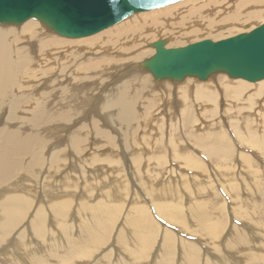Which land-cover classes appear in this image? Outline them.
<instances>
[{"label":"bare ground","instance_id":"bare-ground-1","mask_svg":"<svg viewBox=\"0 0 264 264\" xmlns=\"http://www.w3.org/2000/svg\"><path fill=\"white\" fill-rule=\"evenodd\" d=\"M225 3L226 0H181L136 13L81 38L56 35L34 19L20 26H0V264H264V191L243 183L242 188H238L243 190L242 196L232 188L235 166L224 163L226 166L219 167L218 157L229 150L223 132L215 130L205 135L204 129L209 128V124L201 122L199 132L198 114L205 115L209 107L200 105L196 109V104H192L191 108L192 102H215L211 93L224 88H235L238 93L249 89L248 97L256 100L264 94V79L250 83L212 75L207 81L192 84V78H186L178 83L180 87H175L188 100L185 102L187 113L178 119L187 132L181 140L169 137L172 148L175 147L172 160L178 161L179 167L199 169L200 162L194 153L184 152L191 147L216 161L218 169L226 172L223 174L216 168L211 172L218 171L216 179L241 227L230 224L226 214L230 212H224L229 209L223 201L218 209H208L203 197L207 191L202 190V185L191 189L183 174L176 183L155 187L152 176L140 171L142 162L136 157L131 161V173H134V181L142 186L138 192L145 196V201L153 200L155 204L159 199L156 205L163 209L166 215H162L163 219L170 224V229L157 227L158 224L150 221L146 204L136 188L129 193L132 201L129 209L122 211L124 203L119 200L128 197L127 177L118 160L105 158L104 152L95 155L92 151L89 165L91 169H95V165H108L113 169L111 175L106 176L102 168L103 177H99L97 171L93 177L92 173L87 174L92 181L81 187L75 174L68 173L64 180L61 176L62 167H67L70 159L80 156L86 147L96 145L89 146L91 134L103 141L97 145H107L112 151L120 149L117 131L124 135L121 147L127 146L128 152L140 155L143 151L150 152L153 146L155 152L164 148L160 138L159 142L155 139V145L143 150L141 141L134 140L131 124L139 117L137 107L143 94L153 97L159 85V93L167 96L171 87L167 82L154 84L149 73L139 71L137 63L154 52L153 47L139 50V40L146 43L147 39L154 41L158 36L169 34L176 39L180 34L208 31L220 24L235 27L248 23V28L244 29L248 31L264 19V0H234L230 6L217 9L210 16L206 13ZM181 6L182 13L170 24L171 29L157 35L165 20ZM194 23L196 26L190 28ZM186 27L190 29L184 31ZM148 28L154 33H147ZM173 43L167 41L165 46L171 47ZM104 78L108 80L103 81ZM107 85L113 86L111 93H107ZM98 89L99 93L95 94ZM100 99H104L102 103ZM182 103L177 102L173 108L177 109ZM260 105V111L245 108L233 120L241 128L239 133L233 125L245 150H258V145L264 143L260 139L264 131V99ZM94 109L96 117L89 125L79 126L65 135L53 133L55 128L75 124L80 112L82 117H88ZM168 111L167 116L172 118L174 111ZM206 121L210 122L208 118ZM115 123L125 126V130L116 128ZM100 124L106 128H101ZM180 129L176 122L169 131L174 134L173 130ZM208 137L212 141L205 140ZM64 138L67 144L60 147ZM247 157H241V169L250 166L244 162ZM152 160L159 163L163 155H150L148 165ZM76 163L82 169L87 166L84 158L79 157ZM168 172L170 178L176 174L173 167ZM244 178L252 176L246 173ZM101 183L107 189L100 190L96 199V187ZM80 192L81 199L76 202L74 195ZM257 196L260 205L251 202L254 208L246 212L242 203ZM184 198L192 200L187 208L182 205ZM74 214L79 220L76 221ZM170 217L173 220H169Z\"/></svg>","mask_w":264,"mask_h":264},{"label":"rangeland","instance_id":"rangeland-1","mask_svg":"<svg viewBox=\"0 0 264 264\" xmlns=\"http://www.w3.org/2000/svg\"><path fill=\"white\" fill-rule=\"evenodd\" d=\"M233 1L234 0H226L227 4L225 3L223 6L217 7V8L212 9V10H208V11H206V13H208V15L210 16L215 11H217V9L219 11L220 9H223L226 6H230ZM181 9H182V6L178 7L176 9V11L174 12V14L165 20L164 24L156 32L157 35L163 33L164 31H166L168 29H171L169 26H170V24H172L178 20L180 14L182 13ZM224 12L225 11H223L221 14H224ZM132 16H136V15L134 14ZM132 16H130L126 19H129ZM126 19H124V20H126ZM260 22L263 23L264 19L257 21L255 23V26H257V24ZM252 23H250V24H252ZM248 25H249L248 23L247 24L245 23L244 25L242 24V26L240 24V25H237L234 27L231 25L220 24L219 27L214 26V28H212L211 30H208V31H204V30L199 29L201 31H197L195 33L186 32L184 34H180L179 37L176 39L174 38L175 36L172 34L166 35L165 37L160 36V38L166 39L168 42L174 41L175 43L170 44L171 47L183 46V45H186L188 43L199 41V39L201 40V39L208 38V39H212V40H218V39L226 38V37L235 35L239 32H243L244 29L246 30L248 28ZM193 26H196V24L194 23L189 27L191 28ZM189 27H186L184 31L189 30L190 29ZM150 29L147 30V33H154V30L152 28H150ZM158 38H159V36H158ZM139 41H140L139 46L137 48L141 51H147V49L149 47L146 46V44L152 42L150 39H147L146 43L142 42L143 40H139ZM150 55H145L144 58L148 57ZM213 76H220V77L222 76L225 79H229L226 75L219 74V73L216 75H213ZM236 79H240V78H236ZM107 80H108L107 78L103 79V81H107ZM240 80H243V79H240ZM243 81H245V80H243ZM153 82H154V84H157L154 80H153ZM160 82H167L168 84H171L170 85L171 87L169 88L170 89L169 94L166 96L165 94L159 93V87H160L159 85H157L158 88L155 89V91L157 90L158 92L156 95L154 94L153 97H151V95L148 96V94H143V96L145 95L147 98L144 96V98L141 99L142 101L140 102V104L141 103L142 104L141 105L139 104V106L137 107L138 111L140 112L139 117L137 120L133 121V123L131 124V127L133 128V131H135V132L132 131L134 134V140L139 141V142L141 141L140 143H141V145H143V146H141L142 150L146 149L148 146L152 147L153 145H155V143H156L155 139H158V142H159V138L161 139V141L164 144V148L162 150L159 149L158 151L155 152V147L153 146V149L150 152L149 151L148 152L143 151L140 155L137 152L136 153L131 152V151L128 152L129 149L127 146L121 147L124 143V140H123L124 135L121 136L120 131H117L118 134L116 135V139H117V143L120 146V149L112 151L107 145H104V144L103 145H97V143L101 144L103 141L101 139H98V137L96 138L95 136H93V134H91V136L89 138V141H91L89 143V146H90V144H91V147L94 144H96V145L93 148L86 147L87 150L85 149L86 151H84V152H86V154L84 152H81L80 156H75L72 159L69 158L70 160L67 162V167L65 165L62 167V172H61L62 179L64 180L68 173L71 175L75 174L76 178L79 179V184H80L79 186L81 187L86 182L92 181V178L89 179L90 175H87V174L92 173V177H93V175L95 174V171H97V174H99V177H101V176L103 177L104 173H106V176L111 175L113 169L111 167H109L108 165H103V166L95 165L94 166L95 169H91V166L89 165V162L91 161V157H93L94 153H95V155H97L99 152H104L105 158H112V160L113 159L118 160L119 165H121L124 169L125 177H127V182H128L127 186L129 189L128 197L124 201H123V199L119 200V202L121 204L124 203V207H122V211L126 212V210L129 209V206L132 204V201L129 199V195H130L129 193H131V191L133 192V189H135V188H136V192H138L142 188V186H140L139 182L137 184L135 182L136 179L134 181V178H132L134 173H131V171H132L131 161H132V159H134L136 157V159L138 161L142 162V166H141L140 171L146 172V173L150 174V176H152L153 184L155 187H162L163 185H165L169 182H172V181L175 182L176 180H178V177L180 178L181 174H183L186 177L188 186L191 189H194L198 185H202V190L205 189L207 191V195L203 196V197L205 200V205H208V209H210V210L211 209L214 210L216 208L218 209L220 206H222L221 205L222 201L225 203V206L227 208L229 205L228 204L229 199H228L227 195L224 194L221 183L218 182L216 179L217 177L219 178L218 171L222 172L223 174L226 171H222V169H220V168L218 169L216 161L212 160L207 155L205 156L204 154L199 153V151H198V153L196 151H193L191 147L186 148L184 150V152L191 151L194 153V155L198 158V160L200 162L199 169H196V170L190 169L189 170L187 167H179V166H181V164H179V162L176 160H174V161L172 160V159H174V157H173L174 155L172 152L174 151L173 149L175 147L172 148V144H171V142H169V137L174 139V136H175L177 139H180V140H181V137L183 138L184 132L186 130H184V128L182 127L183 124L180 123L178 121V119L184 113H187V106H186L185 102H188V100L183 98L182 94L178 90L175 89L176 86L180 87L181 84L178 85V83L171 82V81H160ZM160 82H158V83H160ZM195 82L200 83L201 81H197L195 78H192L190 81V84L195 83ZM250 83H254V82H250ZM97 86L99 87V85H97ZM105 87H107V89L109 90V91H107V93H111L113 91V90H111V88L113 86L107 85ZM114 87H115V84H114ZM248 90L249 89H247L246 92H248ZM251 90L252 89H250V92H252ZM97 92L99 93V89H98V91H96L94 93L96 94ZM246 92H245V90H243V91L238 93L235 88H233V89L232 88H224L220 91L211 93L212 95H214V98L216 99L215 102L211 103L212 105L208 102H202L201 104L198 102H195V103L192 102L191 103L192 109L194 107L193 105H195V104H196V106H195L196 109L199 108L200 105H203V107H207V105H208V107H209L208 108L209 110L207 111V113L205 115H203L201 113L198 114V128L199 129H197V127H196V129L199 132H201V129H200L201 123H203L204 125L209 124V128L206 127V129H204L205 135H206V133H210V132L215 131V130L223 132V134L225 136V140H226L227 144L229 145V150L225 154L221 153L220 154L221 157L220 156L218 157L219 164H220L219 167L223 168L224 166H226L228 164L229 165L232 164L233 166H235L234 170L232 171V175H234V179H233V181H231V184H232V188L234 190H236L237 192L241 193L242 196H244V192H242L243 190L239 191L238 188H242L241 185H243V183H247V184L251 185L252 188H254V189H259V188L261 189L262 188L264 191V143L258 145V147H257L258 150L253 149L251 151L249 148H247V149H249L250 151L245 150L246 147H243L242 143L240 144V142H239L240 136L236 133V130L233 127V125H234L235 128L239 131V133H241V128L233 120L237 119V117L245 111V108H249L248 111L251 109H253V110L258 109L260 111L262 109V106L260 104L264 99V94L257 97L256 100H252L251 98L248 97V93H246ZM241 93L244 95L243 96L240 95ZM211 94H209V95H211ZM216 95H217V97H216ZM86 97H89V96H86ZM172 98H174L176 100L173 101ZM103 100L104 99H100L99 103H102ZM147 101H148V103H147ZM181 101L183 102L182 105L180 104V106H178L177 109H174L173 108L174 105L177 102L179 103ZM167 109L170 111H174V116L172 115V118H169L167 116V114H169V111ZM96 112H97V110L95 111V109H94L88 117H82V112H80V116H76L77 122L75 124H72V125L69 124L65 128L64 127L63 128L59 127L60 129L55 128L54 129L55 131H53V133L65 135L66 133H69L72 130L77 129L79 126L89 125L91 123V120L96 117V115H95ZM110 113H112V112H110ZM155 118H158V119H155ZM207 118H208V121L210 120V122L206 121ZM176 122H178L181 129L180 130H173L176 133L173 132L174 134H172L171 131H169V129H171ZM115 125H117L116 128L120 127L118 123H115ZM100 127L106 128V125L100 124ZM120 128L122 131L125 130V126H121ZM193 131H195V130L193 129ZM189 139L190 138L187 137L188 141H190ZM260 139L264 141V131H261ZM205 140L212 141L211 137L210 138L208 137ZM66 144H67V141H66V138H64V142L61 144L60 147H64ZM134 146L136 147V145H134ZM121 149H123V150H121ZM92 151L94 153H92ZM84 154H85V156H84ZM152 154H157L158 156L163 155V160L159 161V163H156L154 160H152L150 165H148L149 156ZM226 154H227V158L223 159V156H225ZM243 155H244V157L248 156L246 159H244V162H247L250 165L246 168V170H245V168L241 169V160L240 159H242L241 157ZM120 156L123 160H120L121 159ZM79 157L86 159V165H87L86 168L82 169V166H78V163H76ZM205 164L207 167L205 166ZM172 167L175 169L176 174H173L170 178L169 172L167 174V170L170 171V168L172 169ZM175 167H177V168H175ZM102 168L105 169L104 173L102 172ZM213 168H216L218 171L215 169L217 172L214 170L215 173H212L211 171H213ZM107 169H109V170H107ZM178 170H180V172ZM83 171L85 172V174L83 173ZM246 173L250 174L252 176V178L251 179L244 178V175H246ZM204 176H206V178L209 179V183H206ZM200 177H202V178H200ZM65 182H68V181L65 180ZM104 183H101V185H98L96 187V190H98L95 193L96 199L99 197L100 190L102 191L104 188L107 187L106 185H104ZM257 185H258V187H257ZM80 187H79V189H80ZM141 191H143V190H141ZM184 191L187 192L186 190H184ZM79 194H81V192L78 193L77 195L76 194L74 195V200H76V202H77V200L79 201L81 199V198H79V196H80ZM138 195L141 197V200L143 202H145V204H146V207H147L146 212L149 215V217L151 218L150 221L152 223H155L156 225L158 224L157 227L170 229L171 228L170 224L167 222V220L163 219V216L166 217V215L163 213V209H161L160 206L156 205L159 199H156L155 204H154L153 200L152 201H149V200L145 201L144 200L145 196L141 192H138ZM258 199H259V196L251 197L249 200H246V202L242 203L243 204L242 206L244 207V209L246 208L245 209L246 212L252 211V209L254 208V207L253 208L251 207V205H252L251 202L254 204L260 205L258 203V201H259ZM191 201H192L191 198L190 199L184 198L182 201V205L185 208H187L188 206L191 205V203H192ZM198 202L203 205V202L201 200ZM168 204H169V202H168ZM194 205H195V203H194ZM263 205H264V203H263ZM155 206L157 207V209L155 208ZM228 209H229L228 211L226 209H224V212L225 213L230 212V213H226V214H228V218H229L228 221L230 222V224H233V225L238 224V226L241 227L242 224L240 223V221L236 220L233 217V215H232L233 213L231 212L232 210H230V206L228 207ZM167 210L169 212L171 211L170 208H167ZM161 211H162V213H161ZM215 212H216V210H215ZM218 215H219V213H218ZM254 215L258 216L259 214H254ZM75 218H76V221L79 220L78 215H75ZM68 219L70 220L69 217H68ZM169 220H173V217H170ZM114 225L116 227L117 222H115ZM230 229H231V226L229 227L228 231ZM248 230H249V228H248ZM113 234H114V231H113Z\"/></svg>","mask_w":264,"mask_h":264},{"label":"water","instance_id":"water-1","mask_svg":"<svg viewBox=\"0 0 264 264\" xmlns=\"http://www.w3.org/2000/svg\"><path fill=\"white\" fill-rule=\"evenodd\" d=\"M181 0H0V26H20L34 19L48 31L81 38L140 12ZM158 38L147 43L154 52L137 63L155 82L180 83L186 78L206 81L214 74L248 82L264 79V22L254 28L218 39H201L166 47Z\"/></svg>","mask_w":264,"mask_h":264},{"label":"clouds","instance_id":"clouds-1","mask_svg":"<svg viewBox=\"0 0 264 264\" xmlns=\"http://www.w3.org/2000/svg\"><path fill=\"white\" fill-rule=\"evenodd\" d=\"M131 3H132V0H129V4L131 5Z\"/></svg>","mask_w":264,"mask_h":264}]
</instances>
